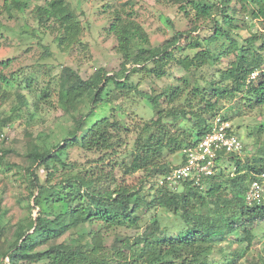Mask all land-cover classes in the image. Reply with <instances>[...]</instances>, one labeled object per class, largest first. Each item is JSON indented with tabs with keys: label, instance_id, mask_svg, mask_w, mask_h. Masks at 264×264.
<instances>
[{
	"label": "trees",
	"instance_id": "1",
	"mask_svg": "<svg viewBox=\"0 0 264 264\" xmlns=\"http://www.w3.org/2000/svg\"><path fill=\"white\" fill-rule=\"evenodd\" d=\"M30 1L0 0V8L10 13L13 10L23 11L30 7ZM173 2L179 3L178 9L185 17H193L196 22L208 21V29L212 34L207 38L205 45L198 37L191 36V33L199 32L201 28V25L196 26L194 23V26L184 32H174L171 39L163 44L150 48L134 45L135 52L130 55L131 41L141 36V27L125 20L126 18L118 13L114 14L108 31L117 39V51L123 57L121 68L114 75H108L103 68H99L87 79H82L69 68L62 71L59 92L62 107L72 114L79 104L88 100L93 108L86 114L79 112V117L73 115L75 126L70 135L63 140L62 145L47 149L31 143L27 154L31 165H43L49 174H53L57 170L56 164L69 165L61 159V154L71 145H79L89 152L114 149L115 145L119 144L120 129L122 127L125 129L119 119L111 122L108 117H104L93 123L86 133L78 135L80 128L84 119L92 114L94 107L100 103L110 104L117 95L122 97L124 90L132 89V85L126 84L128 74L137 70L147 71L149 63L153 64L149 71L158 77L164 74V66L170 60L188 72L191 68L196 70L204 66L212 68L222 56L234 53V59L230 60L225 68L217 69L218 80L209 82L211 92H207L204 86L197 83L185 95L184 101L188 108L186 113L190 115L189 119L194 118V130L187 132L183 129L181 133H171V129L161 122V118H177L180 115L179 106L164 111L160 108L159 94L146 97L153 110L155 109L157 118L142 125L143 133L139 134L134 143V150L129 155L130 162L123 168L124 174L129 175L142 170L146 172V178L147 173L161 176L171 168L164 160L166 154L178 153L176 159L179 161L176 164L180 163L181 150L200 140L208 131L209 120L203 113L210 112V117L216 116L214 110L218 100L238 96L236 99L250 108L264 105V71L259 72L256 80L247 83L248 75L264 66L261 54L264 51V0H219L214 3L173 0ZM232 2L239 4L242 12L245 11V15L251 20L263 22L261 32L245 38L244 45H240L232 36L234 31L246 28L245 20L236 18L237 11ZM249 5L250 8H247ZM34 10L39 24L48 21L58 24L63 32L57 39L59 46L66 43L65 41L76 40L73 34L81 26L77 21V14L68 7L66 0H45L43 5L34 6ZM131 29L140 32V35L137 36ZM185 35L190 37L186 47L198 50L192 56L174 57V49L180 48V41L186 38ZM145 40L146 37L143 36L141 41ZM256 40H261L257 48L254 47ZM8 61L1 63L2 69L7 67ZM17 77L12 74L7 77L0 73V83L11 86ZM110 80L114 82L115 90L112 96L103 97ZM182 82L183 86L169 87L164 92L169 102L175 101L185 89L188 76L183 77ZM6 92L0 87L1 94ZM13 94L17 98V103L11 108L10 113L20 114L29 104V100L17 91ZM198 94L203 104L195 105L192 100ZM213 96L214 102H211L210 98ZM238 111L235 110L232 114L235 115ZM230 117L231 115H222V118L227 120L231 119ZM10 119L11 116L0 115L1 123H6ZM261 128L264 129V126ZM259 152L264 154V150ZM229 158L233 159V171L226 177L222 172L208 177L205 183L208 182L209 187L205 189L192 186L186 181L181 183V191L156 186L155 196L150 202L147 201L148 205L159 207L175 216L182 225L180 230L175 233L167 231L157 215L153 214L141 232L133 237H116L110 246L105 245L102 229L138 227L139 219L133 216L139 211L142 201L138 191H131L123 186L110 190L98 186V180L94 176L83 177L75 174L63 181L59 193L54 191L51 182L41 184L36 172L29 169L30 186L37 189L35 194L32 192L30 194L34 206L39 207V214L35 219L30 216L25 227L18 222L14 231L16 239L7 250L1 252V256L8 257V262L0 261V264L40 260H46V264H211L209 256L215 242L226 239L228 235L239 234L237 235L239 240L245 241L248 246L255 236L256 226L264 223V201L259 205H248L245 202V193L254 174L264 172V165L260 162H264V156L254 158L251 162L244 161L236 155H230ZM56 203H61L62 209L54 211ZM94 222L99 223L100 228L95 229L92 226L74 242L63 241L44 250H38V247L58 238L67 230L80 229L85 223L92 225ZM233 255L236 256L237 253ZM261 263L264 264V254L260 260L250 264Z\"/></svg>",
	"mask_w": 264,
	"mask_h": 264
},
{
	"label": "rangeland",
	"instance_id": "2",
	"mask_svg": "<svg viewBox=\"0 0 264 264\" xmlns=\"http://www.w3.org/2000/svg\"><path fill=\"white\" fill-rule=\"evenodd\" d=\"M195 1L214 3L219 0ZM44 3L45 0H31L29 8L23 11L13 10L11 13L0 8V73L7 77L11 74L14 77L18 76L11 86L0 83L1 89L7 91L4 94L0 93V115L11 116L8 122H0V132L5 131L8 134L2 148L4 151L0 155V261L8 262V257L1 256V252L7 250L16 239L14 231L18 222L25 227L30 216L35 219L39 214V207L34 206L30 194V192L35 194L37 189L30 186L29 169L36 172L41 184L51 182L54 191L59 193L63 181L75 174L83 177L94 176L98 180V186L110 190L123 186L128 190L138 191L142 201L139 211L133 214L139 219L138 227L102 229L106 246H110L116 237H133L141 232L153 214L157 215L167 231L177 232L182 225L175 216L159 207H150L147 203L155 196L157 188L155 179L158 177L147 173L146 178V172L142 170L127 175L123 173V168L130 162L129 155L134 150L137 137L143 133L142 125L157 118L155 109L153 110L146 97L159 94L160 108L164 111L179 106L180 115L177 118L163 117L161 122L171 129V133H181L183 129L190 132L195 128L194 118L189 119L190 115L186 113L188 108L184 101L185 95L197 83L204 86L207 92H211L209 82L218 80L217 69L225 68L230 60L234 59V53L222 56L212 68L204 66L202 69L191 68L186 72L170 60L164 66V74L158 77L149 71L153 68L152 63L147 65V71L130 72L126 84L132 85V89L124 90L123 96L117 95L110 104L100 103L94 107L92 114L84 119L78 133V135L86 133L93 123L104 117H108L111 122L119 119L122 126H125V129H122L123 127L120 129L119 144L115 145L114 149L102 152H89L79 145H71L61 154V159L69 165L56 164L57 170L49 174L43 165H31L27 157L30 144L35 143L47 149L62 145L63 140L70 135L75 126L73 115L79 117V112L86 114L93 108L88 100L79 104L72 114L62 107L59 92L60 75L63 70L69 68L82 79H87L99 68H103L108 75H114L121 68L123 57L117 51V39L108 31L114 14L118 13L126 18L125 20L141 27V36L131 41L130 55L135 52L134 45L150 48L163 44L171 39L174 32H184L194 26V23L196 26L201 25V28L199 32L193 33L194 35L191 33V36L198 37L204 45L212 32L208 29L207 20L196 22L193 17H185L178 9L179 3L173 0H66L68 7L77 14V21L81 27L73 34L76 40L65 41L66 43L62 45L59 43L61 45L59 46L57 39L63 35V32L58 24L52 21L46 22L47 25L39 24L37 20L34 6ZM232 4L237 11L236 18H242L246 22V28L234 31L232 36L240 45H244L245 38L261 32L263 22L251 20L245 15V11L242 12L239 4L235 2ZM247 8H250V5ZM218 19L220 20V17ZM131 30L136 32L137 36L140 35L135 29ZM143 36L146 37L145 41H141ZM184 37L186 38L180 41V48L174 49V57L192 56L198 50L186 47L190 37L186 35ZM260 44L261 40H256L254 47L257 48ZM261 54L264 58V51ZM6 60H9L8 65L2 69L1 63ZM185 76H188L187 86L175 101L169 102L164 92L169 87L183 86L182 81ZM114 90V82L110 80L103 97L112 96ZM16 91L29 100V104L20 114L17 112L18 115L10 113L11 108L17 103V98L13 94ZM236 98L239 97L218 100L214 113L221 116L231 115L229 120L243 144L238 158L249 162L254 158H263L264 154L259 151L264 150V129L261 128L264 126V105L250 108ZM210 99L214 102V96ZM192 101L195 105L203 104L199 94ZM235 110L239 111L234 115L232 113ZM209 113L203 115L210 121L212 117ZM177 154L165 155L164 160L168 166L176 165L179 161L176 159ZM260 162L264 165L263 161ZM232 163L233 159H224L220 162L217 172H222L226 177L234 169ZM204 187H209L208 182L204 183ZM181 190L178 186L177 191ZM61 207V203H56L53 210L58 211L62 209ZM91 227L99 229L100 225L94 222L92 225L85 223L80 229L71 228L58 238L41 245L38 250H44L52 244L63 241L74 242ZM255 231V236L248 246L245 241L239 240L237 237L239 234H231L226 239L215 242L209 256L210 263L250 264L260 260L264 254V223L256 226ZM234 253L237 255L234 256ZM46 262V260L22 261L20 264H46Z\"/></svg>",
	"mask_w": 264,
	"mask_h": 264
},
{
	"label": "built area",
	"instance_id": "3",
	"mask_svg": "<svg viewBox=\"0 0 264 264\" xmlns=\"http://www.w3.org/2000/svg\"><path fill=\"white\" fill-rule=\"evenodd\" d=\"M264 66L253 70L247 77V83L256 80ZM8 134L0 132V155ZM243 148L241 138L235 133L230 120L217 114L209 121V129L197 142L181 150V162L172 166L166 173L155 179L157 187L178 190L186 181L192 186L205 188V180L214 175L224 159L230 155H241ZM264 201V172L254 174L245 193L248 205H259Z\"/></svg>",
	"mask_w": 264,
	"mask_h": 264
}]
</instances>
